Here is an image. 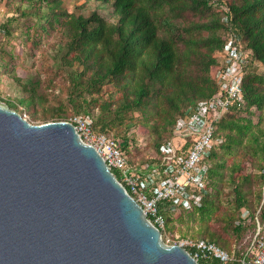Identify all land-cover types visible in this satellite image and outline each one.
<instances>
[{"label": "trees", "instance_id": "trees-1", "mask_svg": "<svg viewBox=\"0 0 264 264\" xmlns=\"http://www.w3.org/2000/svg\"><path fill=\"white\" fill-rule=\"evenodd\" d=\"M91 1L105 13L68 14L61 9L62 0H19L17 12L23 17L35 16L37 29L44 35L52 23L59 24L64 40L55 57L66 69V98L75 114H89L91 108H97L94 128L107 133L108 126L115 122L123 125L130 113H139L145 123L153 113L164 127L169 126L166 139L161 143L158 137L155 139V152L169 138L175 114H183L184 107L216 93V54L224 48L227 33L240 37L248 53L242 82L245 104L232 107L218 126L217 135L223 143L210 156L211 162L217 161L210 170L212 192L193 212L208 216L217 185H230L238 214L242 208L249 211L244 224L236 226L234 222L232 230L238 238L251 233L256 219H264V129L252 121L264 118V75L255 72L256 62L264 67V0H215L216 5L212 0H85ZM24 2L29 9L21 8ZM187 15L198 19L187 21ZM225 16L227 22L222 21ZM106 84L116 88L115 95L108 99L101 96ZM6 104L17 110L15 103ZM109 115L112 121L103 123L101 118ZM152 128L150 132L157 135V124ZM121 142L126 148V142ZM254 157L261 160L256 175L260 190L257 202L250 204L240 183L248 182L254 174L253 165L242 160ZM225 158H231L229 165ZM207 237L205 241L229 252L234 250L239 256L241 251L236 247L241 242L230 250L214 233ZM198 264L223 263L207 259Z\"/></svg>", "mask_w": 264, "mask_h": 264}, {"label": "water", "instance_id": "water-1", "mask_svg": "<svg viewBox=\"0 0 264 264\" xmlns=\"http://www.w3.org/2000/svg\"><path fill=\"white\" fill-rule=\"evenodd\" d=\"M0 264H198L163 242L66 121L32 125L0 103Z\"/></svg>", "mask_w": 264, "mask_h": 264}, {"label": "built area", "instance_id": "built-area-1", "mask_svg": "<svg viewBox=\"0 0 264 264\" xmlns=\"http://www.w3.org/2000/svg\"><path fill=\"white\" fill-rule=\"evenodd\" d=\"M212 4L216 5V1L212 0ZM227 20L226 16L222 19ZM216 57V93L176 117L169 138L159 146L151 164L132 165L121 142L98 132L91 117L74 116L66 121L73 125L84 144L96 150L161 236L166 230L165 214L193 212L201 208L204 198L212 192L210 156L223 143L217 135L218 126L232 107L245 104L242 82L248 53L240 37L227 33L224 48ZM248 216L249 211L242 208L235 225H243ZM171 245L186 249L197 262L215 259L223 264H264V219H256L254 230L236 247L241 251L239 256L234 250L229 252L201 239L176 237Z\"/></svg>", "mask_w": 264, "mask_h": 264}, {"label": "rangeland", "instance_id": "rangeland-1", "mask_svg": "<svg viewBox=\"0 0 264 264\" xmlns=\"http://www.w3.org/2000/svg\"><path fill=\"white\" fill-rule=\"evenodd\" d=\"M19 5V0H0V27L5 28L0 30V103L5 106L8 101L15 103L17 105L15 112L32 125L67 121L76 115L89 116L94 123L97 121L95 117L98 115L97 108H91L89 114H75L73 106L66 98L65 90L68 86L66 69L60 67L59 60L55 57L60 41L64 40L59 24L52 23V26H48V34L44 35L37 29L38 20L35 16L19 15L17 12ZM21 8L29 9L25 2ZM61 9L66 10L68 14L76 13L83 16H88L93 11L105 13L104 8L99 7L98 3L85 0H62ZM197 19L193 15L186 16L187 21ZM255 72L264 75V67L258 62L255 63ZM216 73L217 71L214 77ZM115 91L116 88L112 84H106L101 96L108 99L115 95ZM188 107H184L182 111ZM149 110L152 112V109ZM179 115L180 113L175 114L174 120ZM101 121L109 123L112 116H103ZM252 121L255 124L259 122L260 128L264 129V118L262 121L253 118ZM156 124L157 135L150 132ZM163 127L153 113L147 123L139 113H130L123 125L119 126L115 122L106 130L107 134L116 137L120 142H126V148L122 149L132 165H146L154 161L155 139L158 137L157 140L161 143L168 135L169 126H165L164 130ZM252 158L242 161L246 165H253L254 174H250L248 182L240 183L244 197L250 204L257 202L260 190L256 175L261 160L258 157ZM225 160L229 165L231 158ZM216 162L212 160V168ZM211 200L213 206L208 216L197 212L165 214L169 221L168 228L162 235L163 242L171 245L176 237L209 240L208 233H214L224 243L226 249L233 250L238 241L243 243L247 233L238 238L232 230L238 214L233 187L217 185Z\"/></svg>", "mask_w": 264, "mask_h": 264}]
</instances>
